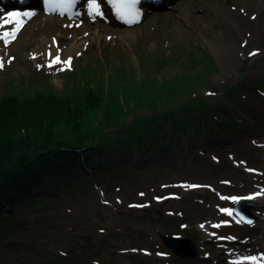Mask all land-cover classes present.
I'll return each mask as SVG.
<instances>
[{
	"label": "rangeland",
	"instance_id": "374dc122",
	"mask_svg": "<svg viewBox=\"0 0 264 264\" xmlns=\"http://www.w3.org/2000/svg\"><path fill=\"white\" fill-rule=\"evenodd\" d=\"M168 1L166 7L150 9L136 25L122 26L105 17L100 23L109 33L99 32L92 20H85L89 29L80 32L62 20L77 22L80 17L55 16L60 18L56 21L35 14L13 42L4 44L0 38V96L12 88L24 95L40 87L63 96L78 82L85 88L98 72L107 96L102 106L86 111L79 131L92 125L115 130L108 122L114 114H107L112 100L123 105L118 122L127 125L141 114L152 115L155 106L171 108L190 97L208 98L206 109L213 118L171 133L164 151L142 154L132 146L105 152L103 162L95 159L92 168L81 169L89 175L86 184L63 187L59 198L39 193L47 205L19 214L51 216L52 222L33 236L32 250L16 249L12 260L49 264L59 254L64 257L59 264H235V258L242 262L236 264H250L244 258L264 257V0L257 10L245 0ZM232 12L238 21L230 19ZM128 29L134 31L121 37V30ZM49 44L62 55L76 45L70 56L61 58H71V65L49 67L46 54L37 51ZM46 50L49 54L51 47ZM119 72L133 79L120 82ZM201 74L205 81L192 82L179 99L181 91L141 89L149 75L150 85L160 86L162 80L173 86V80L194 75L196 82ZM109 77L117 95L108 87ZM131 83L138 93L125 103L124 90ZM230 83L239 90L234 112L217 104L227 103L224 90ZM193 116L201 119L198 113ZM255 192L253 210L259 219L247 225L232 212V199ZM162 234L192 238L198 254L176 255Z\"/></svg>",
	"mask_w": 264,
	"mask_h": 264
},
{
	"label": "trees",
	"instance_id": "16d2710c",
	"mask_svg": "<svg viewBox=\"0 0 264 264\" xmlns=\"http://www.w3.org/2000/svg\"><path fill=\"white\" fill-rule=\"evenodd\" d=\"M97 75L87 82L85 88L82 81L78 82L74 90H68L63 96L49 87L35 88L24 95L23 90L12 88L0 96V264H7L5 261L19 264L12 260L15 250H32L30 245L35 246L33 236L47 226L46 222H52L51 216H36L33 219L28 214H19L32 206L47 205L39 193L45 192L59 198L64 195L63 187H74L78 183L85 185L89 175L87 171L82 174L81 169L92 168L89 165L95 159L103 162L101 157L105 152L115 153L125 147L131 149L132 146L142 154L146 150L164 151L162 147L165 141L171 139V133L185 129L191 123L198 126L201 120H213L211 112L206 109L210 100L199 97L192 101L194 98L190 97L188 101L171 105V108L157 109L155 106L152 115L141 114L127 125L118 122L123 117V105L118 100L117 103L112 100V106L107 105V114H114L108 122L110 126L117 127L115 130L105 131L101 126L92 125L86 131H79L83 119L87 117L86 111L102 106V100L107 96L105 84L98 72ZM132 77L129 73H118L120 82L122 78L131 80ZM150 77H146L147 84L141 85V89L144 87L151 93V87H157V94H177L181 91L177 94L178 99L186 96L188 85L192 82L195 86L199 81H205V75L201 74L196 82L197 76L192 75L173 80V86L166 84L169 81L162 80L160 86H153L150 85ZM110 78L108 87L112 95H117V87L110 84ZM131 85L124 90L125 103L138 93V88ZM224 94L227 103L218 100V106L236 111L239 106L236 101L238 88L230 83L225 87ZM194 113H198L201 119L195 118ZM140 128L147 131L140 133ZM69 132L73 135H69ZM65 178H68V182ZM38 236L41 241L45 238ZM53 255L56 260L49 264H59L64 260L62 255Z\"/></svg>",
	"mask_w": 264,
	"mask_h": 264
},
{
	"label": "snow or ice",
	"instance_id": "6c2138e0",
	"mask_svg": "<svg viewBox=\"0 0 264 264\" xmlns=\"http://www.w3.org/2000/svg\"><path fill=\"white\" fill-rule=\"evenodd\" d=\"M77 0H49L50 4H53L54 10L60 11L61 9L68 10L74 7ZM109 2L112 4L114 8L117 9V14L121 16V18H124L125 16H131L136 14V4L138 3V0H109ZM89 9L94 15H100V4L98 0H89ZM60 14L63 15L64 11H60ZM27 13H24V16H27ZM23 17L18 12H13L8 14V17L0 20V24L2 25H8L12 24L14 26L19 25L22 21ZM11 35L12 38H15L16 32L12 33H4L3 36H0V38H6L7 36ZM50 60H49V67H51L53 64H67L71 65V58H69L67 61H62L59 54L57 53L55 56H52V53L49 52ZM4 65V62L2 59H0V68H2ZM231 215V213H228ZM250 264H264V257H249L247 258Z\"/></svg>",
	"mask_w": 264,
	"mask_h": 264
},
{
	"label": "bare ground",
	"instance_id": "6f19581e",
	"mask_svg": "<svg viewBox=\"0 0 264 264\" xmlns=\"http://www.w3.org/2000/svg\"><path fill=\"white\" fill-rule=\"evenodd\" d=\"M262 0H245V3L247 4V5H249V6H252V5H254V9L255 10H257V8L259 7L258 6V4L261 2ZM106 11H108V10H106ZM246 13H248V11H245ZM101 13V12H100ZM249 13H250V11H249ZM74 15H76V16H80V20L79 21H77V22H74V21H67V20H64V19H62L65 23H69V26H70V28H71V25H75L76 26V28L78 29V30H80V32H84V31H86V30H88L89 29V27L87 26V24H85V20H93L96 24V27H97V29H98V31L99 32H104V33H109L111 30H109L108 29V27L106 26V25H104V24H101L100 22V20H103L104 18L102 17V14H100V15H94L91 11H90V9L89 8H87V7H84L83 9H82V11H80V10H76L75 11V14ZM111 15V16H110ZM78 16V17H79ZM106 18L107 17H109V18H111V19H113L115 16L113 15V13L111 12V11H108L105 15H104ZM113 16V17H112ZM145 16V15H144ZM228 16L230 17V19L232 18L233 20H235V21H238L239 19H240V17H239V15L238 14H236V13H234V12H232V13H229L228 14ZM45 19H52V20H60V18H56L55 16H53V15H51V14H49V15H47V16H45L44 17ZM56 18V19H55ZM144 18V17H143ZM197 18H199V17H197ZM75 23V24H74ZM10 26H13L12 24H10ZM9 24L8 25H2V24H0V30H7V29H9ZM68 26V25H67ZM25 27V26H24ZM10 29H11V27H10ZM24 29V28H23ZM22 29V30H23ZM134 30L133 29H128V30H125V31H123V30H121V32H123V34L121 35V37H123V38H126V36H128L130 33H132ZM46 43V42H45ZM47 44V43H46ZM51 47V53H52V56H55L58 52H57V49L55 48V46H54V44H49L47 47L46 46H37V48H38V52H41L42 54L44 53V54H46V58L48 59V60H50V56H49V54H48V52H47V50H46V48H48V47ZM40 48V49H39ZM76 48H77V46L76 45H71L70 46V48L69 49H67L66 51H65V53L62 55V54H59V56H60V58H65V57H67V56H70V54H72L73 52H74V50H76ZM258 195V193L257 192H255V193H248L247 194V197H249V198H255L256 196ZM203 228V227H202ZM204 230H206V228H203ZM236 262H238V259L237 258H235V264H236Z\"/></svg>",
	"mask_w": 264,
	"mask_h": 264
},
{
	"label": "water",
	"instance_id": "95a60500",
	"mask_svg": "<svg viewBox=\"0 0 264 264\" xmlns=\"http://www.w3.org/2000/svg\"><path fill=\"white\" fill-rule=\"evenodd\" d=\"M254 203L250 200H241L235 204V212L246 222L252 223L258 216L255 215L251 208ZM167 246L173 248L178 255L183 257H195L198 250L195 242L190 238H180L176 236L162 235Z\"/></svg>",
	"mask_w": 264,
	"mask_h": 264
}]
</instances>
